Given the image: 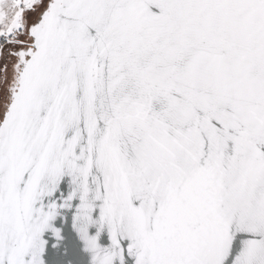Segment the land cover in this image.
<instances>
[{"label":"snow or ice","instance_id":"snow-or-ice-1","mask_svg":"<svg viewBox=\"0 0 264 264\" xmlns=\"http://www.w3.org/2000/svg\"><path fill=\"white\" fill-rule=\"evenodd\" d=\"M0 264H264V0H0Z\"/></svg>","mask_w":264,"mask_h":264}]
</instances>
